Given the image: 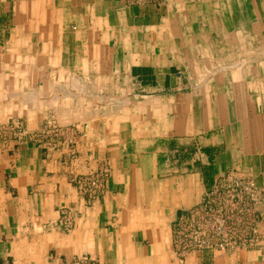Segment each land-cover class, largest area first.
<instances>
[{"label": "crops", "instance_id": "obj_1", "mask_svg": "<svg viewBox=\"0 0 264 264\" xmlns=\"http://www.w3.org/2000/svg\"><path fill=\"white\" fill-rule=\"evenodd\" d=\"M232 4L0 0V121L77 132L73 158L26 138L0 144V264H177L171 225L216 178L251 179L264 201V0H242L248 22L235 26ZM236 41L253 44L255 63L214 72ZM101 162L104 194L81 207L70 179ZM63 207H79L67 234L51 228ZM261 235L260 249L182 264H264Z\"/></svg>", "mask_w": 264, "mask_h": 264}, {"label": "built area", "instance_id": "obj_2", "mask_svg": "<svg viewBox=\"0 0 264 264\" xmlns=\"http://www.w3.org/2000/svg\"><path fill=\"white\" fill-rule=\"evenodd\" d=\"M126 1L136 7H158L163 2V0ZM12 125L0 128V144L9 142L7 140L15 129ZM15 136L17 139L21 136L26 137L46 151L65 150L69 157L73 158L75 155V127L60 126L53 118L43 121L42 128L36 132L28 133L23 130ZM109 174L108 164L101 162L95 170L75 175L70 179L79 206L88 208L104 194ZM263 204V192L251 179L239 176L233 171L219 176L195 205L173 221L170 236L171 256L174 261L182 264L188 255L195 252L227 254L260 249L264 216L259 209ZM78 215L79 207L60 208L59 217L51 228L67 234L72 230ZM67 264L101 262L87 254H81L69 256Z\"/></svg>", "mask_w": 264, "mask_h": 264}, {"label": "rangeland", "instance_id": "obj_3", "mask_svg": "<svg viewBox=\"0 0 264 264\" xmlns=\"http://www.w3.org/2000/svg\"><path fill=\"white\" fill-rule=\"evenodd\" d=\"M231 1H233V4L231 5V7L230 8L227 7L228 8L227 12H228L229 15H224V19H226V17L230 18L229 21H230L232 26H235V25H238V24L242 25V23L248 22V20L244 18V14L242 13V11H244V10H242V0H240V2H241L240 5H238V0H231ZM242 14H243V16H242ZM211 16L212 15H210V16H208V15L205 16L204 15V20L203 21H205V22L206 21H210L211 22ZM246 17H247V15H246ZM263 21H264V17H263ZM250 44L251 45H249V44L247 45L246 44V45L242 46V43L239 42V44H238V42L236 41V44H233L231 46L232 53L227 54L228 56H226V57H222L220 59L221 60L220 62L214 63L213 64V68H211V69H213L214 72L222 70V71H225V72L229 73V72H232V71L233 72L234 71H241L243 69V66L246 67V66H251V64L253 65L255 63L254 60L257 59V55H256L255 47H253L252 43H250ZM6 53L9 56H15L16 50L13 52L12 48H10V49H8V51ZM259 58H263V57L261 56ZM11 68H13V67H11ZM9 73H10L9 75L13 76L14 78H15V76L18 77V78L21 77V73H18L17 70L15 71L14 68L10 69ZM17 73H18V75H17ZM17 80L18 79L16 78V81ZM19 81H20V79H19ZM12 85H13V87L15 89H17L16 87H18V86L15 85L14 82H12ZM18 97H20V96H18ZM21 116L22 115L18 114L16 117H8L4 121H2V120L0 121V128L1 127L11 126L12 124H13L12 125L13 128H15L13 130V132H11L12 135L10 134V137H9V139L7 141H18L19 139L26 138V137L21 136V137H19V139H17L18 137L15 136L16 134L21 133L23 130L28 132V133H33V132H36V131H38V130H40L42 128V123L43 122L39 126L34 128L35 127L34 123H32L28 118H27L28 126H25V122L24 121H26V120L23 117H21ZM47 119H50V118H47ZM47 119H45V120H47ZM56 124H58L60 126H65V125L59 124V122L56 123ZM76 134H77V132H76ZM26 139H28V138H26Z\"/></svg>", "mask_w": 264, "mask_h": 264}]
</instances>
